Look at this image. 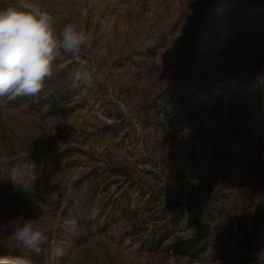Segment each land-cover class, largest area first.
Here are the masks:
<instances>
[{"label":"rangeland","instance_id":"1","mask_svg":"<svg viewBox=\"0 0 264 264\" xmlns=\"http://www.w3.org/2000/svg\"><path fill=\"white\" fill-rule=\"evenodd\" d=\"M34 2L88 33L98 75L71 87L61 52L38 95L0 97V255L264 264V0ZM18 216L39 254L7 239Z\"/></svg>","mask_w":264,"mask_h":264},{"label":"clouds","instance_id":"2","mask_svg":"<svg viewBox=\"0 0 264 264\" xmlns=\"http://www.w3.org/2000/svg\"><path fill=\"white\" fill-rule=\"evenodd\" d=\"M88 33L75 24L56 30L52 15L34 0H11L0 7V97L35 96L62 66L54 65L61 52L74 57L79 67L72 74L71 87L91 86L98 75L95 66L81 59ZM39 219L18 216L8 221L12 229L7 239L30 254H39L47 242V229ZM5 242L0 231V244ZM0 264H34L24 255H0Z\"/></svg>","mask_w":264,"mask_h":264},{"label":"trees","instance_id":"3","mask_svg":"<svg viewBox=\"0 0 264 264\" xmlns=\"http://www.w3.org/2000/svg\"><path fill=\"white\" fill-rule=\"evenodd\" d=\"M179 91H173V93L170 94V96H174L176 99H178V101H183V93L180 92V94H178ZM91 187V190L94 188V186H90ZM89 192V191H88ZM179 204H175L174 206H178ZM195 241V240H194ZM193 240H191L189 243H188V247L191 248L194 246L195 242ZM185 251V250H183ZM187 251V250H186ZM189 251V250H188Z\"/></svg>","mask_w":264,"mask_h":264}]
</instances>
